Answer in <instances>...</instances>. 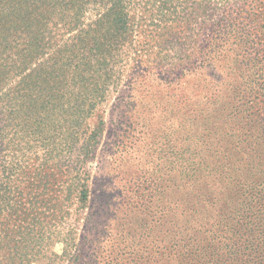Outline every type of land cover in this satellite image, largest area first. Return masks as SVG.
<instances>
[{"label": "rangeland", "instance_id": "374dc122", "mask_svg": "<svg viewBox=\"0 0 264 264\" xmlns=\"http://www.w3.org/2000/svg\"><path fill=\"white\" fill-rule=\"evenodd\" d=\"M137 1L121 80L82 121L90 144L67 149L64 122L55 120L53 150L35 135L16 150L28 165L18 182L26 194L36 184L40 200L60 209L45 220L47 257L33 264H173L178 234H189L195 223L178 206L188 191L175 181L185 145L177 109L185 100L174 95L179 82H210L209 107L222 113L208 114V124L201 119L209 128L257 102L253 92L264 90V0Z\"/></svg>", "mask_w": 264, "mask_h": 264}, {"label": "trees", "instance_id": "16d2710c", "mask_svg": "<svg viewBox=\"0 0 264 264\" xmlns=\"http://www.w3.org/2000/svg\"><path fill=\"white\" fill-rule=\"evenodd\" d=\"M137 5V0H0V264L46 258L45 220L60 211L40 200V186L26 194L18 183L28 165L16 150L26 149L33 135L53 150L50 139L60 127L55 120L64 122L67 149L80 141L90 144L82 121L107 99L114 79L121 80L133 49ZM209 83L190 86L189 78L182 79L174 92L185 100L177 108L185 145L175 181L188 192L178 206L195 223L189 234H178L172 263L264 264V90L252 91L257 102L209 128L201 119L207 123L208 114L222 113L209 107ZM81 191L79 199H87V186Z\"/></svg>", "mask_w": 264, "mask_h": 264}]
</instances>
